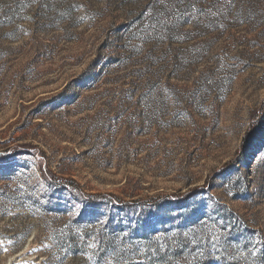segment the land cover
Segmentation results:
<instances>
[{
	"label": "rangeland",
	"instance_id": "1",
	"mask_svg": "<svg viewBox=\"0 0 264 264\" xmlns=\"http://www.w3.org/2000/svg\"><path fill=\"white\" fill-rule=\"evenodd\" d=\"M164 10L0 0V264H264V0Z\"/></svg>",
	"mask_w": 264,
	"mask_h": 264
},
{
	"label": "snow or ice",
	"instance_id": "2",
	"mask_svg": "<svg viewBox=\"0 0 264 264\" xmlns=\"http://www.w3.org/2000/svg\"><path fill=\"white\" fill-rule=\"evenodd\" d=\"M158 3H160L163 8L165 9L160 13V15L163 17V20H158L157 23H163L168 28L174 27L172 24V19L175 17L177 13H180V15H184V13L180 12V6L187 4V7L192 9L193 12H198L201 15L210 13L213 17L217 16L218 13H222L223 6L225 2L231 4L232 0H214L212 4L209 5L207 9H197L196 4L199 2V0H157ZM215 8L216 11L213 12L212 9ZM188 19H191V15H189ZM94 247L95 245H90Z\"/></svg>",
	"mask_w": 264,
	"mask_h": 264
},
{
	"label": "trees",
	"instance_id": "3",
	"mask_svg": "<svg viewBox=\"0 0 264 264\" xmlns=\"http://www.w3.org/2000/svg\"><path fill=\"white\" fill-rule=\"evenodd\" d=\"M42 174H43L44 178L51 183H56V184L58 183L59 184L60 182H62V181H58L57 179H59V178H56L55 175H52V177H51L49 175V173L45 172L43 169H42ZM71 189L74 190L73 187H71Z\"/></svg>",
	"mask_w": 264,
	"mask_h": 264
}]
</instances>
